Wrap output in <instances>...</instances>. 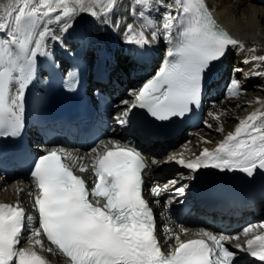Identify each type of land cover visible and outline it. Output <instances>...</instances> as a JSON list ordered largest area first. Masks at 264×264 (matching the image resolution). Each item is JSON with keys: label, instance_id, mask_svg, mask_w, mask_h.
Masks as SVG:
<instances>
[{"label": "snow or ice", "instance_id": "snow-or-ice-1", "mask_svg": "<svg viewBox=\"0 0 264 264\" xmlns=\"http://www.w3.org/2000/svg\"><path fill=\"white\" fill-rule=\"evenodd\" d=\"M59 2L65 7L53 17L49 15L53 11L51 5L41 0L48 10L43 13L47 19L39 32L36 31L40 26L39 8L31 0H8V4L0 5V32L5 34L0 37V138H14L21 131L25 92L33 79L37 57L48 55L49 39L63 42L47 24L55 19L61 24V32L72 27L70 21L76 9L67 6L68 0ZM136 2L148 5L150 0ZM76 3L82 5L83 0ZM174 3L179 11L166 12L161 25L163 37L173 46L154 77L135 92L134 101H122L130 106L125 110V118L118 119L121 125L127 123L126 117L136 108L145 110L157 121L184 117L200 103L206 71L226 55L230 46H238L235 39L216 26L203 0H174ZM80 10L97 15L83 6ZM150 26L149 23L142 28ZM125 34L127 43L140 47L158 39L157 30L149 35L144 30H134L132 24L126 26ZM252 59L264 62V56ZM230 88L236 89L237 94L243 91L239 80H232ZM89 154L91 181L74 174L73 166L64 162L68 157L56 151L37 158L29 173V183L36 191L34 207L38 220L25 236L26 222L33 218L26 216L19 204H0V264H46L34 250L38 245L41 250L53 251L45 247L44 237L70 264H234L237 252L221 243L224 237L218 239L203 230L202 235L215 247L204 239L181 241L175 237L174 251L168 254L162 251L153 210L143 194L148 161L135 146L109 141L102 148L94 146ZM170 159L192 172L215 169L239 171L252 177L256 170H264V113L253 112L240 120L234 131L227 133L214 148H203L195 159L186 161L183 156ZM88 170V165L78 166L80 172ZM168 183L177 184L178 180L174 178ZM186 187L181 185L174 191L183 195ZM150 191L159 196L162 190L154 186ZM32 192L29 188L28 194ZM173 199L170 197L168 202ZM252 232L253 226L243 229L246 236ZM229 239L236 240L239 236ZM22 240L31 246H22ZM236 248L264 262V234L254 235L246 246L237 244Z\"/></svg>", "mask_w": 264, "mask_h": 264}, {"label": "bare ground", "instance_id": "bare-ground-1", "mask_svg": "<svg viewBox=\"0 0 264 264\" xmlns=\"http://www.w3.org/2000/svg\"><path fill=\"white\" fill-rule=\"evenodd\" d=\"M1 1L4 3V5L8 4V0H1ZM244 1L246 0H214L213 3H210V1H208V4L213 9L214 13L217 15L220 22L228 26L240 39L244 41V45L250 53L248 55H245L246 57L264 56V7L260 5L258 6V4L254 3L256 4L255 6L261 7L263 9L262 10L255 6H249L248 4L246 5ZM35 2L39 3L40 0H35ZM85 2L86 4H94L96 5V7H100L102 4H105V3L97 4L95 3L94 0H86ZM106 2L108 3H106V5L103 6L106 7L109 13L115 12L116 9L118 10L117 3H112V1H106ZM225 59L226 60H224V65L226 66V68L230 66L232 61L234 64H236V60L232 59V53L228 54L227 58ZM261 63L263 64V68H264V62L261 61ZM127 82L129 81H125L124 83ZM255 83L259 84L260 81L257 79L255 80ZM263 91H264L263 89H259V90L253 89V91L243 94L240 101L234 103V105L232 106L231 103H228L227 101H218L213 111L216 116L217 115L219 116V119L210 121V124L212 126L209 127V129H205V128L201 129L200 133H202L205 137H211V140L214 141V139L217 136H219L217 134L220 132L218 131V129L222 128V129H227V131H231L232 124H234L239 118H241V116L245 112L257 111L258 109L264 108V98L262 100H255V102L251 100L243 101L244 98H249V96H251L253 93L256 92L258 93ZM254 96H259V95L256 94ZM248 102L249 103L252 102V104L248 105ZM240 106L244 107L245 110L243 108L242 110L239 111ZM216 107H220L221 109L218 110L216 109ZM221 110L224 111L223 115L220 114ZM219 138H221V136H219ZM201 140H197V141H201ZM152 169L159 172L161 171V166H154L152 167ZM238 172L239 171L223 172L219 174V176L221 177L233 176ZM178 174L180 173H177V175ZM168 178L170 177L164 178L163 176H159L157 179L158 181L156 180L157 184L161 185L165 183ZM23 185L24 184H19L17 185V188L19 186L23 187ZM25 197L26 195L22 191L16 193L15 189L9 186H7L3 191L0 190V199H4V200L14 199L18 201L19 205L26 203V201L24 200ZM170 223L173 226H175L173 222ZM246 263H249V261H247Z\"/></svg>", "mask_w": 264, "mask_h": 264}, {"label": "rangeland", "instance_id": "rangeland-1", "mask_svg": "<svg viewBox=\"0 0 264 264\" xmlns=\"http://www.w3.org/2000/svg\"><path fill=\"white\" fill-rule=\"evenodd\" d=\"M245 2V1H244ZM245 4L247 5H249V6H255L254 4H251V3H248V2H245ZM259 6V5H258ZM258 6H255V7H258ZM258 8H260V9H262L261 7H258ZM263 10V9H262ZM264 90V89H263ZM264 92V91H263ZM263 92H256V93H253L251 96H249V98H244L243 99V101L245 100V101H248V100H251V101H253V102H255V100H262L263 98H264V93ZM256 94H258L259 96H254V95H256ZM261 94V95H260ZM254 96V97H253ZM257 97V98H256ZM252 104V102H248V105H251ZM248 105H247V107H248ZM244 107H242V106H240L239 107V111L240 110H242ZM244 110H245V108H244Z\"/></svg>", "mask_w": 264, "mask_h": 264}, {"label": "water", "instance_id": "water-1", "mask_svg": "<svg viewBox=\"0 0 264 264\" xmlns=\"http://www.w3.org/2000/svg\"><path fill=\"white\" fill-rule=\"evenodd\" d=\"M89 9H90L91 11H95L92 7H90ZM93 17H94V16L91 15L89 11H87V12L83 15L81 22L84 23V22L88 21L89 19H91V18H93Z\"/></svg>", "mask_w": 264, "mask_h": 264}]
</instances>
